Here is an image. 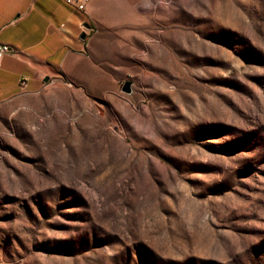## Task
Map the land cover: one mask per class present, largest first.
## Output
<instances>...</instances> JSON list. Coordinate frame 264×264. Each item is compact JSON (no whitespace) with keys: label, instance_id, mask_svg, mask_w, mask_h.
<instances>
[{"label":"rangeland","instance_id":"374dc122","mask_svg":"<svg viewBox=\"0 0 264 264\" xmlns=\"http://www.w3.org/2000/svg\"><path fill=\"white\" fill-rule=\"evenodd\" d=\"M92 27L79 86L0 109V264H264V0Z\"/></svg>","mask_w":264,"mask_h":264},{"label":"crops","instance_id":"0c3cea01","mask_svg":"<svg viewBox=\"0 0 264 264\" xmlns=\"http://www.w3.org/2000/svg\"><path fill=\"white\" fill-rule=\"evenodd\" d=\"M99 2L79 11L64 0H0V43L16 50L0 64V109L13 104L27 113L52 87L80 85L72 66L86 53Z\"/></svg>","mask_w":264,"mask_h":264},{"label":"built area","instance_id":"2783aa9c","mask_svg":"<svg viewBox=\"0 0 264 264\" xmlns=\"http://www.w3.org/2000/svg\"><path fill=\"white\" fill-rule=\"evenodd\" d=\"M65 3L79 11H86L90 5L91 0H64ZM8 55H16V50L7 44L0 43V64ZM22 84H25L22 82Z\"/></svg>","mask_w":264,"mask_h":264},{"label":"water","instance_id":"95a60500","mask_svg":"<svg viewBox=\"0 0 264 264\" xmlns=\"http://www.w3.org/2000/svg\"><path fill=\"white\" fill-rule=\"evenodd\" d=\"M87 28H90L89 26H87ZM82 38L85 39L86 38V34L84 33L82 35ZM132 86H133V83L130 82V81H127L124 83L123 87H122V92L125 93V94H128L130 95L132 93Z\"/></svg>","mask_w":264,"mask_h":264}]
</instances>
